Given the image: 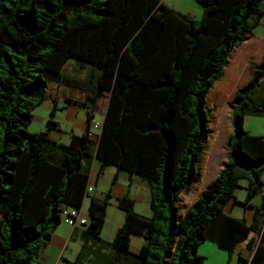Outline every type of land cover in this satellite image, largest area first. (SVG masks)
<instances>
[{
	"label": "trees",
	"instance_id": "1",
	"mask_svg": "<svg viewBox=\"0 0 264 264\" xmlns=\"http://www.w3.org/2000/svg\"><path fill=\"white\" fill-rule=\"evenodd\" d=\"M197 1L200 19L162 0H0V264H32L63 209L83 206L95 113L104 115L96 143L102 166L151 185L150 217L119 199L126 220L107 264H205L199 249L207 241L229 255L248 241L249 263L264 264V199L251 224L224 213L241 181L244 205L262 193L264 136L244 126L264 116V60L251 64L254 77L230 105L227 161L206 191L192 190L214 145L208 106L214 92L233 96L238 83L223 79L262 23L264 0ZM71 59L100 70L92 90L63 75ZM51 83L88 102L86 132L68 144L48 135L58 128L55 101L48 131H30L34 110L53 97ZM110 198L90 199V239H100ZM132 235L145 239L137 254Z\"/></svg>",
	"mask_w": 264,
	"mask_h": 264
},
{
	"label": "crops",
	"instance_id": "2",
	"mask_svg": "<svg viewBox=\"0 0 264 264\" xmlns=\"http://www.w3.org/2000/svg\"><path fill=\"white\" fill-rule=\"evenodd\" d=\"M262 23H264V19ZM257 28L254 30L250 39L236 51L231 62V66L223 79V81H225L229 78H233L236 80V84L238 83L235 87L233 95L239 88L246 85L254 77L255 74L251 68V64H260L264 60V33L258 34L256 32ZM70 61L71 60L67 62L64 68L70 64ZM76 65L78 70H88L90 72L91 77L88 80V83L84 79L75 78L74 76H70L62 72L63 75L84 83L86 88L92 90L96 84L97 78L100 76V70L94 65L83 61L78 62ZM241 68L251 70V76L247 78L245 83H242L244 75L241 76L240 74ZM53 101L57 104L54 121L58 123V128L48 131L47 122L50 119V114L54 108ZM44 103V105H48L49 115L44 117V125L38 132L42 133L48 131V135L51 140L63 144H68L73 134L82 135L86 132L88 124V108L86 106L88 102L86 100V96L83 94H77L75 96L69 95L63 97L55 93L53 94V97L50 98L49 104H46V102ZM96 109L98 110V108ZM35 110L33 112L34 118L32 123H34L37 119ZM97 115L98 113H95L92 124H97L99 129L91 128V140L93 145L91 149L90 162L87 165L89 169V181L87 197L84 199L82 207L84 216L90 220V199L92 197L104 199L108 194H110L111 198L107 207L105 225L100 235V239H90L86 234L87 227L71 228L61 223L55 230L49 244L41 250L39 256L32 262V264H59L60 258L63 259V264H107L113 255L111 244L115 241L118 231L123 227L126 220L125 211L119 207V199L125 197L129 198L134 202V211L138 215L147 217L151 216V185L141 176L129 174L124 170H119L116 166L103 167L101 161L96 158V143L99 140L104 122V115H101L99 121H97ZM247 118L245 124L248 121ZM30 130L32 133L37 132L32 129ZM210 151L211 149L206 157V168L204 169L205 173L203 174L196 196L208 189L209 185L218 177L223 167H219L217 164L211 165L212 157H210ZM262 180L264 183V174ZM263 199L264 184L262 193L256 196L247 206L244 205L246 198L242 201L243 199L236 195L235 200H232L225 207L224 213L227 216L245 219L247 224H251L253 222L256 208H259L262 205ZM237 209H242V213H239L241 215H238V217L234 215L235 211H239ZM249 239L258 240L259 236L252 234ZM144 243V238L132 235L130 247L131 251L137 254ZM199 254L205 257L206 261L207 258L209 259V254L214 256L218 255L220 257V264H250L249 260L251 257V252L248 249V241L241 243L232 255H229L227 251L221 249L215 243L207 241L201 245ZM240 257L244 260L241 261Z\"/></svg>",
	"mask_w": 264,
	"mask_h": 264
},
{
	"label": "rangeland",
	"instance_id": "3",
	"mask_svg": "<svg viewBox=\"0 0 264 264\" xmlns=\"http://www.w3.org/2000/svg\"><path fill=\"white\" fill-rule=\"evenodd\" d=\"M162 2H164L169 7H172L175 10L180 11L183 14L189 15L195 19H200L203 13V7L200 3H198L197 0H162ZM256 32L258 34L264 33V23H262L257 28ZM78 62H80V60L71 59L70 64L67 65L66 68H64L63 72L64 74L74 76L75 78L84 79L88 83V80L91 77L90 72L88 70H78V68H76L77 66L76 64ZM240 74L241 76L244 75L243 77L244 80L242 83H245L247 78L251 76V70L250 69L246 70L244 68H241ZM50 88L53 94L56 93L57 95H60L63 97H66L69 95L75 96L77 93L75 90L68 88L66 86H60L57 83H51ZM236 93L230 98V96L228 95H223L222 92H218L216 95L214 92L213 94L214 103L212 105L210 101L211 105L209 104L208 106V110L210 111L211 116L214 117V120L212 124L210 125L213 131L211 144H214L213 150L210 151L211 152L210 157H212L211 165L217 164V166L220 167V166H223L224 163L227 161V155H226L227 151L225 147V142H226L228 135L232 131L230 105L234 103V98H235ZM45 102L46 104H49L50 98L46 99ZM44 104L45 103H43L42 105L36 108L35 114H36L37 119L34 121V123L31 124L32 126H30V129H32L33 131H37L35 133H40L38 131H40L39 129L43 127L44 125L43 124L44 117L46 115H49L48 105H44ZM97 116H98L97 121H99L101 114L98 113ZM247 120L248 121L246 122L244 126L247 132L255 136H264V117L251 116V117H248ZM211 148H212V145L210 149ZM205 162H206V159L204 161L203 170L202 171L200 170V174L205 173V170H204L206 168ZM198 184H199V180H198V183L193 186V189H192L193 193H195L199 189ZM246 187H247V181H241L240 187L236 189L234 196L237 195L238 197H241V199H243L242 201H244V198H247L246 197L247 195ZM193 198H194V195L192 193H189L184 196V202L190 203V201L192 202ZM237 210L239 211H235L234 213L236 217H238V215H241L239 213H242L241 212L242 209H237ZM219 252H224V251H219ZM209 255H210L209 259L207 258V261L205 262L206 264H220V257L218 255H215V256L212 254H209ZM225 256H228V255H225Z\"/></svg>",
	"mask_w": 264,
	"mask_h": 264
},
{
	"label": "built area",
	"instance_id": "4",
	"mask_svg": "<svg viewBox=\"0 0 264 264\" xmlns=\"http://www.w3.org/2000/svg\"><path fill=\"white\" fill-rule=\"evenodd\" d=\"M93 129H99L97 124H92ZM61 223L71 227H87L90 223V220L84 216L83 207L76 209L73 207H66L63 209ZM59 264H63V259L60 258Z\"/></svg>",
	"mask_w": 264,
	"mask_h": 264
}]
</instances>
